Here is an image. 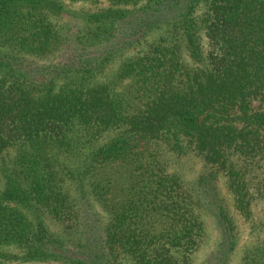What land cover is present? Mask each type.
<instances>
[{"label": "trees", "instance_id": "trees-1", "mask_svg": "<svg viewBox=\"0 0 264 264\" xmlns=\"http://www.w3.org/2000/svg\"><path fill=\"white\" fill-rule=\"evenodd\" d=\"M68 1L0 0V264H264V0Z\"/></svg>", "mask_w": 264, "mask_h": 264}, {"label": "rangeland", "instance_id": "rangeland-1", "mask_svg": "<svg viewBox=\"0 0 264 264\" xmlns=\"http://www.w3.org/2000/svg\"><path fill=\"white\" fill-rule=\"evenodd\" d=\"M64 3L74 11H80V10H96L98 8L102 7H107L108 4L106 2L100 3L98 5L91 4L89 2H78V3H70L68 0H63ZM145 3V2H143ZM61 59V57L57 59H53L51 61H43V63H50V62H58ZM202 164L192 158V156H185L179 161L175 163L173 162L172 171H177L181 173L185 179L186 182L192 183L195 181V179L199 176V174L203 171L202 170ZM215 189L219 192L220 196H225L226 195V186L224 184V178L220 177L218 180L215 182ZM209 218V227H208V238L202 245H200V248L198 252L195 255V264H211V256L212 253L216 250L218 243L221 238V233L216 225V223L213 221L211 217ZM264 223V210H263V205L257 206L255 208V216H254V221L253 224L255 226H260ZM252 224V227L254 226ZM250 231H252L251 227L247 225L244 228L243 231V236L244 238H248L250 236ZM246 243V239L243 240L240 243V246L238 250L235 252L233 255V259L231 264H240V259L242 255V250H243V245Z\"/></svg>", "mask_w": 264, "mask_h": 264}]
</instances>
